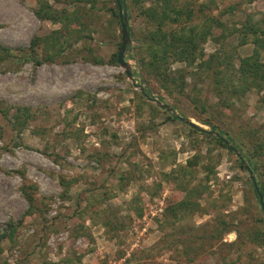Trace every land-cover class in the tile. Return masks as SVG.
Here are the masks:
<instances>
[{"label":"rangeland","instance_id":"1","mask_svg":"<svg viewBox=\"0 0 264 264\" xmlns=\"http://www.w3.org/2000/svg\"><path fill=\"white\" fill-rule=\"evenodd\" d=\"M44 1L80 17L81 38L54 60L44 41L60 24L37 16L40 1L0 0V45L12 51L0 56V234L14 230L13 240L0 238V264H264V212L251 174L212 137L226 138L258 181L228 135L253 143L255 130L264 143V89L235 97L229 79L253 52L251 41L240 43L243 25L264 18V0H180L194 9L188 25L223 23L212 25L195 62L167 65L184 75L183 89L182 79L168 87L140 67L152 29L140 13L147 1L122 0L131 77L112 61L122 43L116 0ZM211 56L218 59L203 66ZM216 71L228 84L221 96ZM25 107L21 126L13 115ZM185 167L191 175L182 178ZM178 201L183 211L168 213ZM222 220L229 230L220 235Z\"/></svg>","mask_w":264,"mask_h":264},{"label":"trees","instance_id":"2","mask_svg":"<svg viewBox=\"0 0 264 264\" xmlns=\"http://www.w3.org/2000/svg\"><path fill=\"white\" fill-rule=\"evenodd\" d=\"M40 1V8L36 11L37 16L41 20H48L55 24H60V28L53 30L50 35L47 36V40L44 41V48L47 52V59L54 60L59 57L63 51L67 49L65 47V42L67 46L70 45L69 42L73 36L76 39L81 38V31L76 25L80 21L78 11H68L66 8L61 10L54 9L47 1ZM60 1V0H56ZM141 1V0H140ZM149 3L148 6H141V15L147 19V22L152 25V29L148 30L143 37V40L147 43V55L142 53L139 57L140 67L147 71L148 74L154 73L156 78H159L160 82L165 86L179 85L183 89L184 75L177 76L170 73L167 69V65L174 61L185 62L186 64H192L196 59L200 58L203 54L201 50V45L207 40V37L211 35V27L213 24L217 26L223 25L219 20L213 21L209 24L207 28L201 29L197 25H188L193 17L194 9L190 6H185L180 4V0H145ZM95 0H92V5H95ZM203 11V9L201 10ZM115 17L118 22H120L119 15L115 10ZM168 25H173L169 30L166 27ZM243 38L240 42L245 45L251 41L254 45L253 52L249 56L240 57L237 66H232L233 72H231V94L232 96L238 97L243 95L248 90L251 89H264V61L261 60V51L264 50V18L259 21H248L243 25ZM80 33V34H79ZM40 46V44L38 45ZM157 47V48H155ZM3 53V54H2ZM12 53L11 49L6 46L0 45V56L10 55ZM24 60H29L33 56L28 52H25ZM136 54H140L139 50H136ZM149 55V57H148ZM148 57V58H147ZM214 59H218L217 56H211L210 58L203 60V66ZM114 63L117 62V54L112 57ZM220 63H227L221 59ZM222 72L220 71L219 74ZM180 77V78H179ZM227 77V76H226ZM225 73L223 78H218V71H216L215 76V89L216 94L222 95V88L220 86L224 83ZM235 78V82L233 81ZM225 84V83H224ZM167 87V88H168ZM228 87V84H225ZM170 92L172 91L169 90ZM193 104L196 108H199V100H193ZM203 112H208V108L205 104L200 107ZM9 110L5 112L8 114ZM16 122L25 125L29 119L28 108H18L13 115ZM171 117V116H170ZM178 118V117H174ZM203 123L212 127V129H217L221 134L225 133L224 129H220L217 125L213 124L210 120L204 119ZM251 134L252 137H256L257 140L253 143H245L242 134H237V136L228 135L230 141L236 144L237 148H240L244 157L252 167L253 171L257 173L258 186L264 197V143L260 140L259 132L253 130ZM205 134V133H204ZM206 135V134H205ZM209 136V135H206ZM220 146L233 152L227 144L223 142L218 136H212ZM262 139V138H261ZM197 163L196 161H189L188 167L192 164ZM193 164V165H194ZM181 177L185 178L191 175L190 169L181 168ZM253 189L255 192V197L260 203L259 196L255 190L254 184ZM187 205L185 201H178L169 204L167 207L168 213H173V215L179 214V211H183V206ZM166 214V213H165ZM167 215V214H166ZM264 219V218H263ZM221 227H217L220 235L227 232V221L222 220ZM12 230L9 234L1 233L0 238L7 237L13 240ZM264 235V234H263Z\"/></svg>","mask_w":264,"mask_h":264},{"label":"water","instance_id":"3","mask_svg":"<svg viewBox=\"0 0 264 264\" xmlns=\"http://www.w3.org/2000/svg\"><path fill=\"white\" fill-rule=\"evenodd\" d=\"M117 6H118V15H119V19H120V23H121V34H122V43H121V47L117 53V62L118 64H120L121 66L126 68V74L131 77L132 76V72L130 70V66L129 63L126 61L125 59V55H126V51L128 49V45L130 44L131 38H130V31L128 28V15L123 7L122 4V0H116ZM158 104L160 106H162L163 108H167L168 110H172V108L166 104H162L161 102H158ZM176 117H178L179 119L185 121L187 124H189L192 127H196V124H194L193 122H191L189 119L183 118L179 115H175ZM216 136H218L219 138H221L223 140V142L225 144H227L229 146L230 149H232L234 152H236V154L238 155V157L240 158V160L242 161V163L244 164V166L247 168V170L250 172L252 180H253V184L255 187V190L259 196V200H260V205L261 208L264 212V200H263V195L258 187L257 181L255 179L254 174L252 173V170L250 169V167L245 163L243 157L240 155V153L232 146L230 145L229 141L222 137L219 133H215Z\"/></svg>","mask_w":264,"mask_h":264}]
</instances>
